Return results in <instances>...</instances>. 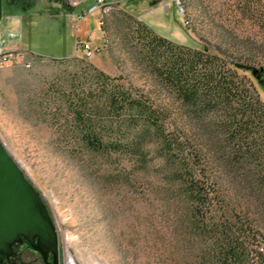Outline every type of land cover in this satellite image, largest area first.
I'll use <instances>...</instances> for the list:
<instances>
[{"label": "rangeland", "instance_id": "obj_1", "mask_svg": "<svg viewBox=\"0 0 264 264\" xmlns=\"http://www.w3.org/2000/svg\"><path fill=\"white\" fill-rule=\"evenodd\" d=\"M117 1L123 7L140 0ZM179 1H165L170 10L167 14L164 6L153 9L146 3L137 6L139 12L125 10L161 34L194 40L210 51L222 46L234 54L253 55L250 64L264 66V0ZM54 3L1 0L2 17L17 19L16 40L27 51L0 64V139L41 194L59 235L63 263L71 257L77 264H205L204 238L186 221L185 203L170 171L171 160L161 155L153 137H142L134 155L102 153L88 150L36 115L41 96L51 89L49 84L54 80L62 83V77L77 67L73 61L55 57L77 52L72 57L84 58L143 90L164 108L169 128L185 132L192 143L199 142L197 125L186 119L189 110L180 106L174 88L155 78L133 53L131 44L116 34L112 20L124 7L117 5L105 16L88 14L77 21L82 20L80 37L86 26L89 33L82 39L94 48L87 56L75 45L71 22L63 25L49 16L55 13ZM25 61L30 64L26 66ZM247 72L264 100V71ZM203 129L205 136L217 134L211 126ZM202 167L209 176L217 177L219 195L232 205H243V218L258 224L264 234L259 206L263 195L259 199L236 185L237 172L219 158L217 164L210 160ZM245 169L254 171L252 165Z\"/></svg>", "mask_w": 264, "mask_h": 264}, {"label": "trees", "instance_id": "obj_2", "mask_svg": "<svg viewBox=\"0 0 264 264\" xmlns=\"http://www.w3.org/2000/svg\"><path fill=\"white\" fill-rule=\"evenodd\" d=\"M112 21L116 34L131 44L152 75L174 88L180 106L189 110L186 119L197 125L201 144L169 128L164 108L143 90L84 58L55 57L77 67L62 77V83L49 84L36 115L88 150L102 153L134 155L142 137H153L161 155L171 160L186 221L204 238V263L264 264L260 226L243 218V205H232L219 195L217 177L202 167L210 160L217 164L219 158L237 172L236 185L264 200V100L247 72L253 73L254 56L222 46L210 51L194 40L174 39L125 9L117 10ZM204 126L217 134L205 136ZM251 165L254 171H247ZM259 203L264 214V201Z\"/></svg>", "mask_w": 264, "mask_h": 264}, {"label": "water", "instance_id": "obj_3", "mask_svg": "<svg viewBox=\"0 0 264 264\" xmlns=\"http://www.w3.org/2000/svg\"><path fill=\"white\" fill-rule=\"evenodd\" d=\"M1 17L0 0V20ZM259 71H264L263 65L253 69V73ZM20 234L31 242L36 235L37 248L56 253L58 237L54 220L41 194L0 139V252L9 253L11 243Z\"/></svg>", "mask_w": 264, "mask_h": 264}, {"label": "crops", "instance_id": "obj_4", "mask_svg": "<svg viewBox=\"0 0 264 264\" xmlns=\"http://www.w3.org/2000/svg\"><path fill=\"white\" fill-rule=\"evenodd\" d=\"M54 6H55V13H51L49 16L53 15L54 19H57L58 21H62L63 25H69L68 22H71V24L74 26V31L76 35L77 40H82L84 36H86L89 32L87 30L86 26H83V36L80 37L78 28L80 27L81 21L77 22L75 21L76 15L84 10L87 6H89L92 2V0H76L77 3L74 4L73 0H54ZM115 1L117 5L120 6L119 1L117 0H111ZM166 0H140L138 4L134 3H125L123 5V9H128L131 12H139L135 11L137 9V6H140V4L146 3L150 4V8H158L159 6H164L166 14L170 12L169 6L165 3ZM149 2V3H148ZM164 4V5H163ZM130 12V13H131ZM17 20V19H16ZM16 20L14 19H8L7 17H1L0 20V44L4 47H19L24 51H27L23 49L16 40ZM76 45V43H75ZM7 48H5L6 50ZM10 49V48H8ZM70 54V53H68ZM77 54V52H74L73 55ZM69 55L67 57L73 56Z\"/></svg>", "mask_w": 264, "mask_h": 264}, {"label": "flooded vegetation", "instance_id": "obj_5", "mask_svg": "<svg viewBox=\"0 0 264 264\" xmlns=\"http://www.w3.org/2000/svg\"><path fill=\"white\" fill-rule=\"evenodd\" d=\"M57 237V250L54 253L51 249L43 251L37 248L35 246L37 243L36 235L33 236L31 242L20 234L19 238L11 243L9 253L0 252V264H64L58 233Z\"/></svg>", "mask_w": 264, "mask_h": 264}, {"label": "built area", "instance_id": "obj_6", "mask_svg": "<svg viewBox=\"0 0 264 264\" xmlns=\"http://www.w3.org/2000/svg\"><path fill=\"white\" fill-rule=\"evenodd\" d=\"M73 3L76 4L77 1L73 0ZM116 5H117L116 2L111 0H92L89 6H87L84 10H82L76 15L75 21L85 18L88 14H98L99 16L102 17L110 13L112 8ZM78 46H80V48L84 51L85 55L87 56H90L94 51V48L91 46L90 41L87 39L77 40L76 47ZM5 48H12V55H5ZM22 56H23V50L21 48L4 47L0 44V64H5L12 60H16L17 58ZM24 64L27 65L30 64V62L25 61ZM71 262H75V261L72 260V258L70 257L67 258V260H65L64 264H68Z\"/></svg>", "mask_w": 264, "mask_h": 264}, {"label": "bare ground", "instance_id": "obj_7", "mask_svg": "<svg viewBox=\"0 0 264 264\" xmlns=\"http://www.w3.org/2000/svg\"><path fill=\"white\" fill-rule=\"evenodd\" d=\"M178 1V3H180L179 2V0H177ZM180 8H181V6H180ZM182 9V8H181ZM5 55H12V48H10V49H6L5 50ZM26 66H28V64L26 65ZM66 253L68 254L69 252H68V250H66ZM101 261V260H100ZM68 264H76L75 262H71V263H68ZM86 264V263H85ZM102 264V263H101Z\"/></svg>", "mask_w": 264, "mask_h": 264}]
</instances>
